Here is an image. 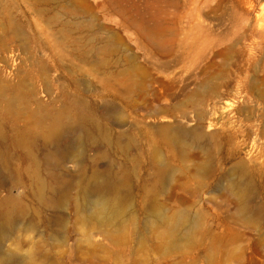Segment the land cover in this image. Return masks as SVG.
Returning <instances> with one entry per match:
<instances>
[{"label":"rangeland","instance_id":"obj_1","mask_svg":"<svg viewBox=\"0 0 264 264\" xmlns=\"http://www.w3.org/2000/svg\"><path fill=\"white\" fill-rule=\"evenodd\" d=\"M37 1L34 9L0 0V90L26 92L27 113L77 100L101 131L86 125L54 145L36 140L39 160L57 158L36 164L12 142L31 121L0 98V204L24 208L0 222V264H26L27 248V264H264V0H120L146 18L164 11L173 29L164 52L105 0ZM71 4L80 12L63 14ZM61 22L74 26L58 54L51 36ZM106 43L98 64L87 52ZM159 125L183 132L168 144ZM50 169L67 183L47 189L46 205L37 173ZM121 170L125 184L115 179ZM247 179L254 209L244 212L238 184Z\"/></svg>","mask_w":264,"mask_h":264},{"label":"bare ground","instance_id":"obj_2","mask_svg":"<svg viewBox=\"0 0 264 264\" xmlns=\"http://www.w3.org/2000/svg\"><path fill=\"white\" fill-rule=\"evenodd\" d=\"M29 1L30 5L34 7V9L40 4L37 0ZM105 1V7L120 13L126 25L132 26L146 39L151 47L161 52L167 51L170 48V42L167 39V35L173 29L166 25L164 11L159 10L157 12H151L149 17L146 18L142 13L130 11L129 8L125 7L123 2L120 0ZM61 11L63 14L69 15L79 13L80 9L78 5L71 4L67 7H61ZM162 13L164 16H162ZM70 23L61 22L60 30L51 36L52 48H54L58 54H63L65 52V43L72 38L70 29L74 26V24L72 22ZM2 27L4 26H0V29ZM11 29L15 36L22 39L24 38L23 33L20 32L16 26L12 25ZM109 39L110 38H107L106 40ZM108 47L109 45L106 43L98 48H92L93 50L91 49L87 53L93 58H97V63L100 64L102 62L101 57L106 55L109 51ZM124 73L126 72H123L122 76H125ZM126 82L127 78H124L123 84ZM6 90L7 88L4 85L0 90V98L4 100V110L18 116H25L29 121H31L28 128L15 133L12 137V142L14 145L21 147L36 164H39L38 162L40 161H44L48 164H54L55 161H57V158H55L56 156L50 154V152L44 154L41 158L42 160H39L34 153L36 140H40L45 146L54 145L55 143H58L68 132L72 133L73 130L75 131L78 129L85 130L86 125L101 131L99 124L93 119L87 106L77 100H73L70 104L60 106L55 112L44 110L39 105L37 109L27 113L26 106L21 104L25 103L28 98V94L18 88L9 89V92H6ZM168 129H171V132H169ZM155 131L159 136L158 138L162 141L168 144H173L176 142L177 137H179V132H183V129L175 126L169 127V125H159L155 127ZM193 133L197 137H205V135L199 131L198 128L193 130ZM102 138L104 141H111V137L108 133H103ZM131 140L132 139L127 136L125 138V144H121L120 147L123 148L127 145V143L131 142ZM4 158L5 153L0 148V163L4 162ZM237 164H239V162ZM239 166H241V164H239ZM152 172L155 175L159 174L161 172V168L157 165H153ZM128 175L129 174L126 170H121L115 176V179L118 183L125 184ZM94 179L95 176L92 175L93 181L91 180L90 182L92 186L95 183ZM66 183L67 180L57 176L52 169L45 171V174L43 175L41 172H38L36 185L38 200L46 205H52L54 203V199L52 198V194H50L51 191L47 189L57 190L63 188ZM238 188L241 192L240 209L244 212L254 209V207H251V205L246 201V197L250 193V183L248 179L245 182L239 183ZM256 207L257 206L255 204V208ZM23 213V207L15 204L10 198H3L0 204V222H9L13 217L22 215ZM179 219L180 216H176L171 220V230L176 228ZM262 244L264 245V236L262 237Z\"/></svg>","mask_w":264,"mask_h":264},{"label":"clouds","instance_id":"obj_3","mask_svg":"<svg viewBox=\"0 0 264 264\" xmlns=\"http://www.w3.org/2000/svg\"><path fill=\"white\" fill-rule=\"evenodd\" d=\"M21 227H23V226H21ZM32 237H33L32 232H29L25 235L26 240H31ZM9 246L11 247V245H9ZM32 251H33L32 248H27V249H24L23 252L21 253V255H23L26 258V264H27V261L31 260Z\"/></svg>","mask_w":264,"mask_h":264}]
</instances>
